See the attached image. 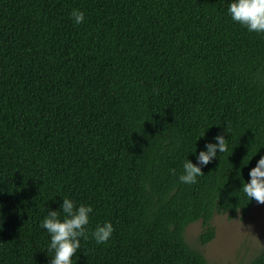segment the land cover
Returning a JSON list of instances; mask_svg holds the SVG:
<instances>
[{"label":"trees","instance_id":"trees-1","mask_svg":"<svg viewBox=\"0 0 264 264\" xmlns=\"http://www.w3.org/2000/svg\"><path fill=\"white\" fill-rule=\"evenodd\" d=\"M232 2L0 0V264H50L41 222L64 198L93 207L72 264H217L184 230L201 220L205 245L214 213H248L264 156V33ZM218 134L227 151L181 183Z\"/></svg>","mask_w":264,"mask_h":264},{"label":"clouds","instance_id":"clouds-1","mask_svg":"<svg viewBox=\"0 0 264 264\" xmlns=\"http://www.w3.org/2000/svg\"><path fill=\"white\" fill-rule=\"evenodd\" d=\"M233 21L246 27L249 32L264 33V0H233L228 8ZM74 23L79 25L85 19L82 10L74 9L71 13ZM203 136V135H202ZM216 143H207L206 150L197 155L198 163L186 160L183 164V173L179 181L184 184H195L197 178L204 173L200 165L209 164L217 152L224 153L228 149L226 138L222 134L215 137ZM175 175V169H172ZM250 182H245L242 191L249 200L264 204V156H261L256 166L250 172ZM64 214L61 218L59 211L52 210L42 220L41 227L50 234L49 251H54L50 264H72V258L81 247V238L89 239L88 226L93 213L91 205H77L72 199L64 198L61 205ZM111 222L97 224L91 235L97 244H106L114 233Z\"/></svg>","mask_w":264,"mask_h":264},{"label":"rangeland","instance_id":"rangeland-1","mask_svg":"<svg viewBox=\"0 0 264 264\" xmlns=\"http://www.w3.org/2000/svg\"><path fill=\"white\" fill-rule=\"evenodd\" d=\"M211 224L215 235L202 245L199 234L203 231L201 220L189 223L184 230L186 242L199 249L209 262L217 264H248L264 249V204L255 201L246 214L214 213Z\"/></svg>","mask_w":264,"mask_h":264}]
</instances>
